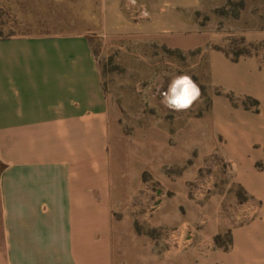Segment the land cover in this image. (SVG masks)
I'll return each mask as SVG.
<instances>
[{
    "label": "crops",
    "instance_id": "obj_1",
    "mask_svg": "<svg viewBox=\"0 0 264 264\" xmlns=\"http://www.w3.org/2000/svg\"><path fill=\"white\" fill-rule=\"evenodd\" d=\"M226 1L100 0V35L198 49L211 88L204 115L184 111L173 143L130 149L124 185L91 35L0 38V264H264V53L232 60L216 48L234 37L264 43L263 16H218ZM214 172L247 198L235 207L208 193ZM226 230L223 250L214 237Z\"/></svg>",
    "mask_w": 264,
    "mask_h": 264
},
{
    "label": "rangeland",
    "instance_id": "obj_2",
    "mask_svg": "<svg viewBox=\"0 0 264 264\" xmlns=\"http://www.w3.org/2000/svg\"><path fill=\"white\" fill-rule=\"evenodd\" d=\"M239 1L242 0H236L232 6H226V1L219 7L220 10L224 7L223 11L214 12L228 18L245 9L256 15L261 14L264 23V3L259 5L242 1L243 5H240ZM212 15L204 11L198 17L206 22ZM0 20L3 21L0 26L4 34L91 35L110 110L112 162L117 185H124L126 154L130 153L131 148L139 150L141 140L149 138L173 143L182 117L186 115L184 111L200 117L208 108L211 88L207 81L206 56L198 49L182 53L169 51L146 37L100 35V0H0ZM224 46L232 51L242 47L230 41ZM253 50L264 53L262 46ZM181 74L192 77L200 88V96L190 108L170 111L160 104L157 89L161 83L166 86L172 77ZM211 159L214 162L217 160L221 166L217 155ZM212 178L213 185L208 193L225 194L224 205L236 207L242 201V196L237 194V187L226 190L227 180L220 172H214ZM142 180L148 181L154 188L162 186L160 180L151 179L147 173H144ZM137 182L139 179H133V185ZM116 216L121 217L120 214ZM137 230L147 229L138 225Z\"/></svg>",
    "mask_w": 264,
    "mask_h": 264
},
{
    "label": "trees",
    "instance_id": "obj_3",
    "mask_svg": "<svg viewBox=\"0 0 264 264\" xmlns=\"http://www.w3.org/2000/svg\"><path fill=\"white\" fill-rule=\"evenodd\" d=\"M233 2H235V1L228 0L226 3V6H232L233 4H235ZM239 2H241L240 5H243L242 1H239ZM219 10H220V8H217L216 12H218ZM223 10H224V7H222V10H220V11H223ZM0 24L1 25L3 24L2 20H0ZM11 36H17V35H15L13 33L4 34L2 29H1V26H0V38H8ZM229 41L232 43H239L242 47L239 49H234L233 51L226 49L225 46H216V48L224 51L226 53V55L231 57L232 60H237L240 56H244V55L257 54L258 52L253 50V49L257 48V46L264 47L263 42H248L243 37L230 39ZM166 50H168V49H166ZM175 51H177V50H175ZM177 52H179V51H177ZM218 92H221V91L218 90ZM226 96L236 106L241 105L242 107H245V108H252L255 111L258 110V101L251 98V97H248V96L238 97V96H235L231 92L226 93ZM237 194L242 196L241 200H244L247 198L245 192L243 191V189L240 186H237ZM214 242L218 248H221L223 250L230 249L232 246V238H231L230 230H226L223 233H218L217 235H215Z\"/></svg>",
    "mask_w": 264,
    "mask_h": 264
},
{
    "label": "clouds",
    "instance_id": "obj_4",
    "mask_svg": "<svg viewBox=\"0 0 264 264\" xmlns=\"http://www.w3.org/2000/svg\"><path fill=\"white\" fill-rule=\"evenodd\" d=\"M160 104L170 111H182L191 107L199 98L200 88L188 75H176L167 85L161 83L157 89Z\"/></svg>",
    "mask_w": 264,
    "mask_h": 264
}]
</instances>
